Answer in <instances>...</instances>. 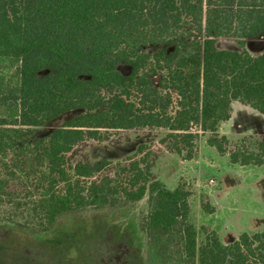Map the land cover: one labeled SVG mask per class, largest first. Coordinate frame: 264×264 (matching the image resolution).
<instances>
[{"label":"trees","instance_id":"trees-1","mask_svg":"<svg viewBox=\"0 0 264 264\" xmlns=\"http://www.w3.org/2000/svg\"><path fill=\"white\" fill-rule=\"evenodd\" d=\"M261 34L264 0H0V57L20 62L12 97L18 113L0 117V221L16 208L33 231L44 232L65 214L148 193L139 228L158 264H264V230L224 243L202 225L200 238L192 193L155 176L146 145L123 161L71 158L76 145L113 131L164 127L160 142L186 160L195 157L202 131L231 163L264 165V138L240 137L255 139L251 149L231 146L219 132L234 100L264 115V52L217 46L218 37L244 43ZM76 109L62 126L34 137L36 128ZM201 206L216 210L208 195Z\"/></svg>","mask_w":264,"mask_h":264},{"label":"rangeland","instance_id":"rangeland-1","mask_svg":"<svg viewBox=\"0 0 264 264\" xmlns=\"http://www.w3.org/2000/svg\"><path fill=\"white\" fill-rule=\"evenodd\" d=\"M240 41L222 36L217 38V46L247 50L253 55L264 52V34L249 37L244 43ZM162 46H148L144 50L154 52ZM19 64L16 58L0 57V117L11 119L18 113L12 97L18 91ZM118 68L124 74L131 71L123 63ZM47 72L43 70L41 75ZM154 80L157 82L158 77ZM80 112L76 109L61 114L36 128L34 137L51 133ZM167 131L164 127L116 130L107 140L76 145L71 158L73 162L123 161L144 144L152 153L151 170L155 176L168 188L184 185L192 193V212L200 238L202 225L221 233L224 243L232 242L245 231L264 230V165L231 164L228 154H221L208 144L211 133L202 131L195 140V157L186 160L160 142ZM235 144H250L251 149L256 146L254 138L242 141L240 136L231 138V146ZM12 186L13 199H17L19 186ZM203 195L209 196L215 212L202 208ZM148 196L147 193L134 203L65 214L44 232L33 231V224H28L16 208H10L0 221V264H158L155 251L139 228L141 219L149 212Z\"/></svg>","mask_w":264,"mask_h":264},{"label":"crops","instance_id":"crops-1","mask_svg":"<svg viewBox=\"0 0 264 264\" xmlns=\"http://www.w3.org/2000/svg\"><path fill=\"white\" fill-rule=\"evenodd\" d=\"M219 132L230 138L248 135L264 138V115L249 105L234 100L232 102L231 117L221 122ZM216 232L218 233V231ZM218 235L222 240L221 233H218Z\"/></svg>","mask_w":264,"mask_h":264}]
</instances>
